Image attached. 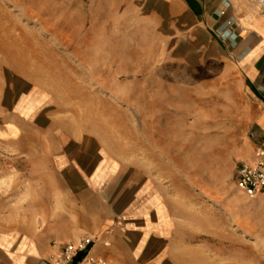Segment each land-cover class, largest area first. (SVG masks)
<instances>
[{"label": "rangeland", "instance_id": "374dc122", "mask_svg": "<svg viewBox=\"0 0 264 264\" xmlns=\"http://www.w3.org/2000/svg\"><path fill=\"white\" fill-rule=\"evenodd\" d=\"M145 15L137 0H0V247L55 258L87 240L111 249L133 226L150 237L127 207L152 179L183 205L177 248L146 240L136 260L264 264V206L211 203L176 174H198L213 138Z\"/></svg>", "mask_w": 264, "mask_h": 264}, {"label": "crops", "instance_id": "0c3cea01", "mask_svg": "<svg viewBox=\"0 0 264 264\" xmlns=\"http://www.w3.org/2000/svg\"><path fill=\"white\" fill-rule=\"evenodd\" d=\"M137 2L146 13L144 21L160 27L165 55L172 61L166 70L176 75L175 88L191 98L192 106H200L198 120L208 121L206 131L213 138L206 148L208 160L199 163L198 174L185 177L175 164L176 174L203 199L231 207L243 195L231 178L235 165L253 162L255 150L264 149V10L253 0ZM225 25L237 35L234 41L217 36L218 28ZM140 185L141 191L136 190L128 201L127 212L142 223L150 219V237L133 226L116 233L111 249L92 244L88 256L110 264H145L134 254L143 248V241L154 240L166 251L177 248L173 235L179 231L181 201L172 199L175 193L165 183L151 179ZM255 200L264 206V197ZM55 250L25 242L8 251L0 247V264H51ZM82 255L77 253L70 264H77Z\"/></svg>", "mask_w": 264, "mask_h": 264}, {"label": "built area", "instance_id": "2783aa9c", "mask_svg": "<svg viewBox=\"0 0 264 264\" xmlns=\"http://www.w3.org/2000/svg\"><path fill=\"white\" fill-rule=\"evenodd\" d=\"M256 5L264 10V0H253ZM220 39L234 41L237 35L230 30L229 25L218 28ZM235 184L248 200H255L258 197H264V149L257 148L253 155V162H241L235 173ZM92 242L87 240L77 250L70 245H64L56 257L51 259V264H70L76 257L77 253L82 252V257L77 264H106L103 259L92 258L88 256L87 250Z\"/></svg>", "mask_w": 264, "mask_h": 264}, {"label": "bare ground", "instance_id": "6f19581e", "mask_svg": "<svg viewBox=\"0 0 264 264\" xmlns=\"http://www.w3.org/2000/svg\"><path fill=\"white\" fill-rule=\"evenodd\" d=\"M240 201H241V199H239V198L235 199V204H233L231 207H234V209L237 208V207H239V206H238V203H239Z\"/></svg>", "mask_w": 264, "mask_h": 264}]
</instances>
